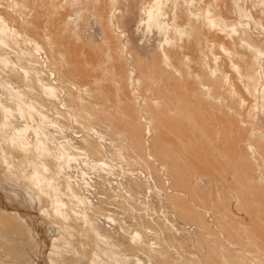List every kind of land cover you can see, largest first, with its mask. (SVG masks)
Here are the masks:
<instances>
[{
    "label": "bare ground",
    "instance_id": "6f19581e",
    "mask_svg": "<svg viewBox=\"0 0 264 264\" xmlns=\"http://www.w3.org/2000/svg\"><path fill=\"white\" fill-rule=\"evenodd\" d=\"M0 173V264H264V0H0Z\"/></svg>",
    "mask_w": 264,
    "mask_h": 264
},
{
    "label": "rangeland",
    "instance_id": "374dc122",
    "mask_svg": "<svg viewBox=\"0 0 264 264\" xmlns=\"http://www.w3.org/2000/svg\"><path fill=\"white\" fill-rule=\"evenodd\" d=\"M5 175H6V174H5ZM0 176H2V177H0V191L5 192V194L9 193V194H8L9 196L11 195L10 198H9V199H10L9 201L12 202L13 205H18V204H19L18 206H20V207L22 206V209L26 210V212H28V211H29V212L34 211V212H32V213H27V216L23 217V219H24V221H25V225H26V227H27V226L29 227V226H31V225H32L31 227H35V226H36V227L33 228V229H32L31 227H29V228L27 227V228H28V229L31 228V229H30L31 233H32L33 230L35 231V232L33 231L34 233H33L32 235H33L34 239L37 240V242L39 243L38 246H39V250H40V249L43 247V244L41 243V233H48L49 236H50V235H51V236H55V233H56V232L54 231V229H53V231H52L51 225H50V223H48L49 221L46 222L47 220L44 221L45 219H44V220H40V221H39L40 224H39L38 221H37V224H36V221L34 222V220L31 219V217H29V216L34 215L35 212H37V211H36V208H35V205H34V207H33V205L29 206L30 203H29V201L27 202L28 198L24 195V193H22V191L18 190L17 188H14V187H13V186H14L13 183L11 182V183H12V184H11V183L6 179L7 177H5L4 174L0 173ZM3 176H4V179H3ZM4 180H5V181H4ZM3 181H4V182H3ZM6 182H7L8 184H7ZM3 184H5L4 187H6V188H4V187L2 186ZM10 185H11V186H10ZM12 185H13V186H12ZM1 186H2V187H1ZM9 187L11 188L10 190H9ZM6 189H8V190H6ZM14 189H15V190H14ZM11 191H12V192H11ZM16 191H17V192H16ZM19 191H20L21 193H20ZM11 193L14 194L15 196H17V198H18V197H20V198H18L17 200H16V199L13 200L14 195H12ZM15 193H16V194H15ZM12 196H13V197H12ZM22 198H23V199L25 198V199H24L25 201H24ZM12 200H13V201H12ZM16 202H18V203L16 204ZM19 202H20V203H19ZM25 202H27V203H25ZM14 203H15V204H14ZM28 203H29V205H28ZM24 204H25V205H24ZM24 206H25V207H24ZM26 206H27V207H26ZM30 207H31V208H30ZM33 208H35V209H33ZM27 209H28V211H27ZM32 209H33V210H32ZM28 215H29V216H28ZM26 217H27V218L29 217V218L27 219ZM26 219H27L28 221H27ZM29 221H30V222H29ZM32 221H33V223H32ZM45 222H46V223H45ZM31 223H32V224H31ZM27 224H28V225H27ZM48 224H49V225H48ZM34 225H35V226H34ZM47 225H48V226H47ZM41 226H42V227H41ZM37 227H39V228H37ZM40 227H41V229H40ZM42 228H43L44 231L42 230ZM39 230H40V231H39ZM46 230H48L49 232H47ZM50 230H51V231H50ZM40 245H41V246H40ZM26 247H27V246H24V249H25ZM40 247H41V248H40ZM27 248H28V247H27ZM25 250L27 251L28 249H25ZM28 253H30V251H29ZM31 254H33L34 256L37 257L38 252L36 253V255H35V252H34V253H31ZM30 256H32V255H30ZM34 258H35V257H34ZM32 259H33V257H32Z\"/></svg>",
    "mask_w": 264,
    "mask_h": 264
}]
</instances>
